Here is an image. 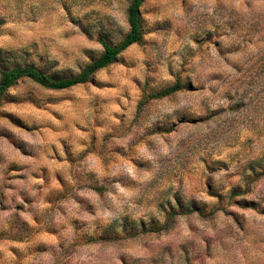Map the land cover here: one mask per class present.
<instances>
[{
    "label": "rangeland",
    "instance_id": "374dc122",
    "mask_svg": "<svg viewBox=\"0 0 264 264\" xmlns=\"http://www.w3.org/2000/svg\"><path fill=\"white\" fill-rule=\"evenodd\" d=\"M130 1L0 0V66L73 76ZM139 11L88 82L4 94L0 264H264V0Z\"/></svg>",
    "mask_w": 264,
    "mask_h": 264
},
{
    "label": "trees",
    "instance_id": "16d2710c",
    "mask_svg": "<svg viewBox=\"0 0 264 264\" xmlns=\"http://www.w3.org/2000/svg\"><path fill=\"white\" fill-rule=\"evenodd\" d=\"M143 0H131L125 9V21L127 32L114 44L104 39H97L102 51L88 64L82 67L78 73L69 77H57L45 74L31 65L0 66V102L6 91L20 80H28L47 90H63L76 85H81L90 80L92 75L100 69L112 64L116 57L127 47L137 44L142 36V23L139 8ZM180 88L178 83L161 91L149 94L147 99H160L166 97ZM96 190V189H95Z\"/></svg>",
    "mask_w": 264,
    "mask_h": 264
}]
</instances>
